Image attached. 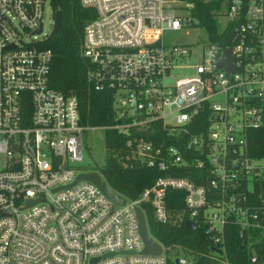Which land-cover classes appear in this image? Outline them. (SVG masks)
<instances>
[{
	"label": "built area",
	"instance_id": "built-area-1",
	"mask_svg": "<svg viewBox=\"0 0 264 264\" xmlns=\"http://www.w3.org/2000/svg\"><path fill=\"white\" fill-rule=\"evenodd\" d=\"M78 1L95 13L83 27L80 55L91 65L95 89L109 90L119 107L113 128L128 137L130 156L163 172L182 165L205 169L207 184L159 176L134 199L118 194L125 200L119 205L91 181H76L89 173L74 164L82 160L85 132L95 127L82 121L75 93L49 85L52 52L44 44L51 36L42 18L50 1L0 0V264H193L182 247L183 255L169 261L176 249L149 232L141 204L166 223L168 190L184 193L183 221L212 235L216 251L208 257L230 264L223 246L229 221L248 244L255 231L264 234V214L242 206L240 192L264 184V157L246 149V131L264 127V0L227 1L215 17L225 19L219 34L230 26V43L207 39L202 60L192 66L186 65L190 47L168 44L164 33L202 29L193 2ZM226 48L233 72L218 67ZM183 68L192 74L172 76ZM154 125L166 133L157 143ZM136 207L159 255L142 253ZM258 261L264 263L253 248L249 262Z\"/></svg>",
	"mask_w": 264,
	"mask_h": 264
},
{
	"label": "trees",
	"instance_id": "trees-1",
	"mask_svg": "<svg viewBox=\"0 0 264 264\" xmlns=\"http://www.w3.org/2000/svg\"><path fill=\"white\" fill-rule=\"evenodd\" d=\"M53 11L61 13V26L56 35L49 37L44 46L52 52L50 62L49 85L67 95L75 93L81 112L82 121L91 127H101L104 130L105 161L99 172L108 187L115 193L134 199L141 191L149 187L153 181L164 175L182 176L192 180L198 185H206L205 169L192 166H179L166 172L154 167L139 165L130 156L126 146L127 136L113 128L117 121V112L113 103V96L107 89L97 90L90 78L91 65L80 55L83 27L87 21L95 17L92 9L83 8L78 0H49ZM194 3L192 16L197 21L196 26L201 27L207 39L215 44L226 46L229 44L228 26L219 34V25L215 13L229 0H186ZM157 131L152 139L165 138L166 133L160 126L154 125ZM167 138V137H166ZM170 143L169 139H166ZM247 154L252 157H264V127L250 128L246 131ZM129 156V158H127ZM194 156V155H193ZM245 196L241 200L242 206L251 212L264 214L262 192L264 184L256 183L253 190L245 186L240 187ZM184 193L178 190L166 192V206L169 211V220L158 223L152 209L145 203L141 206L145 211L149 232L163 245L178 250L182 247L192 255L193 264H210L216 262L208 255L216 251L212 235L205 232L199 225L196 229L186 228L181 216ZM230 217L229 220H232ZM239 227L234 221H229L224 227L225 252L230 264H254L249 262L252 249L256 251L259 259H264V234L255 231L250 244L245 236L241 237ZM250 241V239H249ZM255 264H261L258 261ZM264 264V263H262Z\"/></svg>",
	"mask_w": 264,
	"mask_h": 264
},
{
	"label": "rangeland",
	"instance_id": "rangeland-1",
	"mask_svg": "<svg viewBox=\"0 0 264 264\" xmlns=\"http://www.w3.org/2000/svg\"><path fill=\"white\" fill-rule=\"evenodd\" d=\"M225 9L224 7L222 8ZM218 24L220 27L224 25V16L218 15ZM43 32L50 34L53 27L51 7L45 5L44 16L42 18ZM42 36H39L41 38ZM164 39L168 44H186L190 47V56L186 57V65L192 66L202 60L203 54L206 52L207 35L203 29H188L182 28L177 31H166ZM192 74L189 68L173 70V77H183ZM215 100L223 103V96L215 97ZM117 114L120 113L118 105H115ZM85 145L82 153V160L74 164L75 169L85 172H99L105 161V145H104V130L101 127L92 128L84 134ZM100 173V172H99ZM165 254H167L165 252ZM168 255V254H167ZM183 253L173 250L170 252L169 261L174 262L175 257L182 256Z\"/></svg>",
	"mask_w": 264,
	"mask_h": 264
},
{
	"label": "water",
	"instance_id": "water-1",
	"mask_svg": "<svg viewBox=\"0 0 264 264\" xmlns=\"http://www.w3.org/2000/svg\"><path fill=\"white\" fill-rule=\"evenodd\" d=\"M60 26H61V13L59 11H55L54 12V24H53V28L51 30L50 36L56 35L60 29ZM40 31H41V25L38 27L36 32L38 33ZM224 56H225V58H223L219 62L218 67L226 65V71L227 72H233L234 67L231 64V55H230V49L229 48L224 49ZM80 179H86V180H89L92 183H94L102 191V193H104V195H106V197H108L110 200H112L116 204H119V205L124 204V201H125L124 198L119 196L115 192H113L107 186V184L103 181V179L100 177V175L97 172H89V173H85V174H80L77 177L76 181H78ZM41 199H43V196H41ZM35 201L36 200H33L31 202L28 201L27 205H30V203H34ZM135 212H136V216H137V220H138L139 234H140L141 239L143 241L142 253L151 254V255H159L161 252V247L153 238H151L149 236V234L147 232L143 213L141 212L140 208H138V207L135 208ZM184 225L186 228H190V229H196L197 228V224L191 220H185ZM210 264H213V263L210 262Z\"/></svg>",
	"mask_w": 264,
	"mask_h": 264
}]
</instances>
